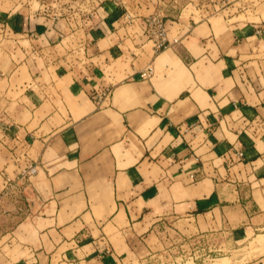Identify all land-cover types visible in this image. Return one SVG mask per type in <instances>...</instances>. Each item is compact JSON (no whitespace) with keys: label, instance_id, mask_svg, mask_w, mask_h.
<instances>
[{"label":"crops","instance_id":"1","mask_svg":"<svg viewBox=\"0 0 264 264\" xmlns=\"http://www.w3.org/2000/svg\"><path fill=\"white\" fill-rule=\"evenodd\" d=\"M239 1L0 0V264L264 235V18Z\"/></svg>","mask_w":264,"mask_h":264},{"label":"rangeland","instance_id":"2","mask_svg":"<svg viewBox=\"0 0 264 264\" xmlns=\"http://www.w3.org/2000/svg\"><path fill=\"white\" fill-rule=\"evenodd\" d=\"M235 7L242 14V20H252L254 13L257 16L261 13L264 18V0H241L232 8ZM252 8H256L255 12ZM254 19L258 20L257 17ZM20 219L21 216H12L9 220L2 218L0 227L6 229ZM263 257L264 235L238 245L229 234L198 238L173 233L166 234L159 249L148 254L139 264H257Z\"/></svg>","mask_w":264,"mask_h":264},{"label":"built area","instance_id":"3","mask_svg":"<svg viewBox=\"0 0 264 264\" xmlns=\"http://www.w3.org/2000/svg\"><path fill=\"white\" fill-rule=\"evenodd\" d=\"M149 34L150 38L153 40L156 49L161 50L168 47L167 44V30L164 21L160 19L159 16L153 15L148 19ZM176 42V40H175ZM110 89H105L100 93H97V100L109 96ZM31 173H35L36 169L34 167L30 168Z\"/></svg>","mask_w":264,"mask_h":264}]
</instances>
